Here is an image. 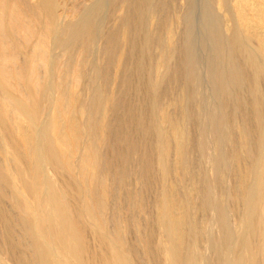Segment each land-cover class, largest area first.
<instances>
[{"label": "rangeland", "instance_id": "1", "mask_svg": "<svg viewBox=\"0 0 264 264\" xmlns=\"http://www.w3.org/2000/svg\"><path fill=\"white\" fill-rule=\"evenodd\" d=\"M261 33L264 0H0V264H264Z\"/></svg>", "mask_w": 264, "mask_h": 264}, {"label": "bare ground", "instance_id": "2", "mask_svg": "<svg viewBox=\"0 0 264 264\" xmlns=\"http://www.w3.org/2000/svg\"><path fill=\"white\" fill-rule=\"evenodd\" d=\"M39 1V0H38ZM42 2V1H41ZM37 4V3H36ZM38 6V5H37ZM36 6V7H37ZM39 10V9H38ZM41 12H42V10H41ZM46 12V11H45ZM35 14V13H34ZM41 14V13H40ZM43 15V14H42ZM48 16V15H47ZM36 17H39V16H36ZM41 19V18H40ZM43 20V19H42ZM127 21V20H126ZM122 23V22H121ZM89 24H91V23H89ZM123 24V23H122ZM87 27V26H86ZM88 28V27H87ZM122 28H124V27H122ZM86 29V28H85ZM83 31H85V30H83ZM123 31V30H122ZM259 32V31H258ZM121 33V32H120ZM119 33V34H120ZM262 34V33H261ZM264 34V33H263ZM262 34V35H263ZM127 35V34H126ZM110 37V36H109ZM123 37H125L124 36V31H123ZM264 37V36H263ZM83 38V37H82ZM260 38H262L261 37V35H260ZM85 39V38H84ZM109 39V38H108ZM124 41V40H123ZM32 46V45H31ZM79 46V45H78ZM83 51V50H82ZM82 51H80V52H82ZM5 53V52H4ZM49 58V57H48ZM3 59H4V57H3ZM81 59V58H80ZM67 63V62H66ZM42 64V63H41ZM80 64V63H79ZM14 65V64H13ZM2 66V65H1ZM65 66V65H64ZM68 66H69V64H68ZM67 68H69V67H67ZM39 78V77H38ZM40 79V78H39ZM38 81H40V80H38ZM64 89V88H63ZM68 90V89H67ZM63 91V90H62ZM61 91V94H62V99H66V98H68V96H67V91H66V89L64 90L65 92H62ZM69 91V90H68ZM67 93V94H66ZM70 93V92H69ZM60 94V95H61ZM77 94H78V92H77ZM4 95V94H3ZM73 95V94H72ZM69 96H70V94H69ZM75 96V95H74ZM1 97H3L2 96V94H1ZM71 97H73V96H71ZM4 98V97H3ZM6 98V97H5ZM60 98H61V96H60ZM77 98V97H76ZM0 99H2V98H0ZM8 99V98H7ZM61 99V100H62ZM73 99V98H72ZM71 99V100H72ZM74 99H75V97H74ZM176 99V98H175ZM60 100V101H61ZM69 100V99H68ZM178 100V98L175 100V102ZM9 101V100H8ZM7 101V102H8ZM11 101V100H10ZM9 101V102H10ZM4 102V101H3ZM8 102V103H9ZM62 102V101H61ZM60 102V103H61ZM65 102V101H64ZM64 102H62V103H64ZM71 102V101H70ZM6 103V102H5ZM67 103V102H66ZM66 103H64V104H62V105H65L63 108L64 109H62L63 111H65L64 113H66V111L68 110L67 109V106H68V103H67V105H66ZM10 105H13L12 103L10 104ZM17 105V104H16ZM61 105V106H62ZM7 106V105H6ZM14 106V105H13ZM9 107V106H8ZM15 107V106H14ZM57 107V106H56ZM76 107V106H75ZM10 108V107H9ZM69 108V107H68ZM12 109V108H11ZM104 110H105V108H104ZM11 111V110H10ZM9 111V112H10ZM18 110H14V114L16 113V115L18 114ZM70 112V111H69ZM76 112V111H75ZM12 112H10V114H11ZM23 113V112H22ZM57 113V112H56ZM71 113V112H70ZM69 113V114H70ZM77 113V112H76ZM76 113H74V114H76ZM20 114V113H19ZM66 114H68V113H66ZM65 114V115H66ZM68 114V115H69ZM73 114V113H72ZM163 115H165V114H163ZM75 116V115H74ZM168 116V115H167ZM70 117H72V116H70ZM21 118V117H20ZM90 118V117H89ZM19 119V117L16 119V120H18ZM101 119V118H100ZM168 119V118H167ZM170 119V118H169ZM21 120V119H20ZM70 120V119H69ZM97 120V119H96ZM174 120V119H173ZM172 120V121H173ZM169 121V120H168ZM22 122V121H21ZM72 122H73V120H72ZM77 122V121H76ZM90 122H91V120H90ZM98 122V121H97ZM103 122V121H102ZM173 122H175V121H173ZM172 122V124H171V121H169V124H171L172 125V127L174 128L175 126L174 125H176L177 124V122H175L176 124H174ZM16 123H19V122H16ZM95 123V122H94ZM99 123H101L100 121H99ZM21 124V123H20ZM29 124V123H28ZM168 124V125H169ZM88 125V124H87ZM101 125H103L102 123H101ZM170 125V126H171ZM21 126L22 127H24L22 124H21ZM19 124L17 125V128L19 129V133H21L22 135H23V137H24V139H25V142H26V144L28 145L27 147H30V149H27V150H31V145H33V142L34 141H32V136H30V133H29V131H27V130H25L24 128H22ZM71 126V125H70ZM75 126H76V124H75ZM89 126V125H88ZM178 126V125H177ZM26 127V126H25ZM59 127H60V125H59ZM165 127V126H164ZM97 129H98V127H96ZM172 128V129H173ZM76 129H77V127L75 128V130L74 131H76ZM91 129V128H90ZM89 129V130H90ZM100 129H101V127H100ZM176 129V128H175ZM174 129V130H175ZM78 130V129H77ZM88 130V131H89ZM74 131H73V133H74ZM176 131V130H175ZM59 132V135H57V134H55V135H57V137L59 136V140L62 142V144L65 146L66 145V143L68 142L69 143V141H67L66 142V139H65V137H64V135H63V131H58ZM57 132V133H58ZM78 132V131H77ZM76 132V133H77ZM98 132H99V130H98ZM97 132V133H98ZM174 132V131H173ZM247 132V131H246ZM20 134V135H21ZM66 134V133H65ZM172 135H173V133H171ZM182 134H183V132H182ZM181 134V135H182ZM175 135H177V132H176V134ZM175 135H173L174 137H175V139H176V136ZM179 135V134H178ZM91 136V135H90ZM35 137V136H34ZM56 137V138H57ZM76 137V136H75ZM74 137V138H75ZM77 137H78V135H77ZM76 137V138H77ZM178 137V136H177ZM180 137V136H179ZM54 138H55V136H54ZM67 139H68V137H66ZM88 138H89V140H90V137L88 136ZM36 138H34V140H35ZM79 139V138H78ZM69 140V139H68ZM151 140H152V138H151ZM177 140V139H176ZM178 140H179V138H178ZM242 140V139H241ZM77 140H75V142H76ZM181 141V140H180ZM58 142V141H57ZM82 142V141H81ZM91 142V141H90ZM87 143H89V142H87ZM93 143V142H92ZM176 144H177V141L175 142ZM181 143V142H180ZM60 144V143H59ZM85 144H86V142H85ZM35 145V144H34ZM61 145V144H60ZM88 145V144H87ZM87 145L85 146V147H87ZM1 146V145H0ZM68 146V145H67ZM67 146H66V149H68L67 148ZM90 146V145H89ZM93 146V145H92ZM180 146V145H179ZM179 146H177V147H179ZM33 147V146H32ZM59 147H62L63 148V146H59ZM70 147V146H69ZM61 148V149H62ZM88 148H90V147H88ZM87 148V149H88ZM66 149H64V151L66 150ZM84 150V149H83ZM70 151V150H69ZM30 152V151H29ZM66 152H67V150H66ZM65 152V153H66ZM92 152V151H91ZM176 152H177V150H176ZM180 152V151H179ZM178 152V153H179ZM84 153H86V152H84ZM84 153H83V155H84ZM90 152H87V154H89ZM177 153V154H178ZM180 154H182V153H180ZM66 155V154H65ZM92 155V154H91ZM90 155V156H91ZM95 154H93V156H94ZM69 156V155H68ZM86 156V155H85ZM89 156V157H90ZM179 156H181V155H179ZM97 157V156H96ZM70 158V157H69ZM87 158V157H86ZM97 158H99V156L97 157ZM235 158V157H234ZM239 158V157H238ZM237 158V159H238ZM91 159H92V157H91ZM94 159H95V157H94ZM110 159V158H109ZM81 160V159H80ZM85 160V159H84ZM30 161V160H29ZM89 161V160H88ZM91 161H94V160H91ZM239 161L241 162V160L239 159ZM238 161V162H239ZM32 162V161H31ZM30 162V163H31ZM80 162V161H79ZM86 162V161H85ZM97 162V161H96ZM81 163V162H80ZM82 163H83V159H82ZM98 163V162H97ZM243 164V163H242ZM89 165V164H88ZM80 166V165H79ZM91 166V165H90ZM240 166V165H239ZM243 167V166H242ZM82 168L84 169V170H86L87 171V169H89L88 168V166H87V164H83V166H82ZM167 169V168H166ZM241 169V168H240ZM244 169H245V167H244ZM80 170V169H79ZM82 170V169H81ZM93 170H94V168H93ZM13 171V170H12ZM89 171V170H88ZM246 171H247V169H246ZM194 172V171H193ZM237 172V171H236ZM235 172V182H234V185H233V189L232 190H234V196L236 197V199H239V197H241V192H242V185L245 183H243V175L241 174V172H237L236 173ZM81 173H83V172H81ZM89 173V172H88ZM85 174V173H84ZM94 173H92V175H93ZM197 174V173H196ZM176 175V174H175ZM81 176H83L82 174H81ZM85 176H87V175H84V177ZM224 176V175H223ZM172 177V176H171ZM195 177V176H194ZM193 177V178H194ZM86 178V177H85ZM87 178H89V177H87ZM123 178V177H122ZM84 179V178H83ZM90 179H92V178H89L88 180H90ZM87 180V179H86ZM120 180V179H119ZM90 182V181H89ZM88 182V183H89ZM233 182V181H232ZM85 183V182H84ZM104 183V182H103ZM178 184V183H177ZM88 185V184H87ZM101 185H103V184H101ZM105 186V185H104ZM244 186V185H243ZM84 187H85V185H84ZM167 188L165 189V191H164V193H163V195H162V199H161V202H160V217H159V221H161V223H162V219H167L168 221V224H169V226H170V230H171V232H172V234H173V242H172V248H171V254L172 255H175V253H177L178 252V243H179V245H180V243L182 242L183 243V240H184V238H185V233H186V228H185V225H186V213H185V210H184V202H183V199L182 198H180L179 196H177V194H175V193H177V191L176 192H174V190L172 189V187L171 188H168L169 186H166ZM86 188V187H85ZM104 189V188H103ZM121 189V188H120ZM153 189V188H152ZM193 189V188H192ZM176 190V189H175ZM87 192V191H86ZM191 192V191H190ZM192 192H193V190H192ZM61 193V192H60ZM193 193H195V192H193ZM193 193H191V195L193 194ZM233 193V192H232ZM63 194V193H62ZM62 197H63V195H62ZM131 197V196H130ZM64 198V197H63ZM67 199V198H66ZM189 199V198H188ZM198 199V198H197ZM235 199V200H236ZM63 201H65V200H63ZM69 201V200H68ZM89 201V200H88ZM130 201V200H129ZM236 201H238V200H236ZM187 203H188V200H187ZM200 203H201V201H200ZM67 204H68V202H67ZM130 205V204H129ZM64 206V205H63ZM67 206V205H66ZM67 209V208H66ZM190 209V208H189ZM239 210V209H238ZM187 211V210H186ZM70 212H71V210H70ZM76 212H77V210H76ZM129 212V211H128ZM133 213V212H132ZM188 213V212H187ZM55 215H56V213H55ZM196 221L198 220V219H195ZM117 221V220H116ZM189 221V220H188ZM77 222V221H76ZM192 222H194V221H192ZM143 223V222H142ZM201 223H202V220H201ZM117 225L119 224L118 223V221H117V223H116ZM193 224V223H192ZM195 224H198V221H197V223H195ZM201 225V224H200ZM146 226V225H145ZM189 226V225H188ZM194 226H196V225H193V228H194ZM196 228V227H195ZM195 228H194V230H195ZM21 229V228H20ZM117 229V228H116ZM144 229V228H143ZM201 230V229H200ZM116 231V234L117 235H119V230H115ZM196 231L198 232V230L196 229ZM201 232V231H200ZM98 234V233H97ZM196 234V233H195ZM104 236V235H103ZM120 236V235H119ZM119 236H117V237H119ZM199 237V236H198ZM202 237V236H201ZM24 239H26V238H24ZM25 242L27 243V241L25 240ZM79 242V241H78ZM146 244V243H145ZM199 244V243H198ZM197 244V245H198ZM76 245H77V242H76ZM75 245V246H76ZM80 245V244H79ZM80 246H83V245H80ZM79 246V247H80ZM32 249V248H31ZM78 249V248H77ZM78 252V251H77ZM78 254V253H77ZM80 254H82V253H80ZM80 254H79V256H80ZM104 255H106V254H104ZM32 256V255H31ZM81 256H83V255H81ZM89 257V256H88ZM90 257H91V255H90ZM97 257V256H96ZM105 257V256H104ZM23 258V257H22ZM34 258V257H33ZM32 259V258H31ZM88 259V258H87ZM89 260V259H88ZM102 260V259H101ZM100 260V261H101ZM84 261H85V259H84ZM87 261V260H86ZM259 261V260H258ZM91 262V261H90ZM110 262H112V260H110ZM25 263V262H24ZM113 263V262H112ZM32 264V263H31ZM37 264V263H36ZM93 264V263H92ZM96 264V263H95ZM129 264V263H128Z\"/></svg>", "mask_w": 264, "mask_h": 264}]
</instances>
